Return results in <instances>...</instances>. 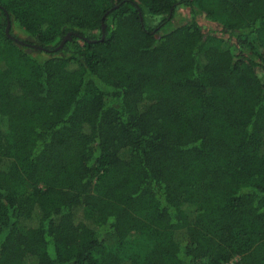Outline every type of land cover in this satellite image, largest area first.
<instances>
[{
	"label": "trees",
	"instance_id": "obj_1",
	"mask_svg": "<svg viewBox=\"0 0 264 264\" xmlns=\"http://www.w3.org/2000/svg\"><path fill=\"white\" fill-rule=\"evenodd\" d=\"M0 264H264V0H0Z\"/></svg>",
	"mask_w": 264,
	"mask_h": 264
},
{
	"label": "rangeland",
	"instance_id": "obj_2",
	"mask_svg": "<svg viewBox=\"0 0 264 264\" xmlns=\"http://www.w3.org/2000/svg\"><path fill=\"white\" fill-rule=\"evenodd\" d=\"M184 12H185V11H182V12H180V13H184ZM180 13H178V16H177L176 19H175V23H177V22L179 21V18H178V17H180V16L183 15V14H180ZM204 25H205V24H204ZM210 26H211V27H214V25H210ZM19 36H21V37L23 38L22 35H19ZM190 110L194 111V110H196V109H195V107L193 106V107L190 108ZM91 219H92V218H91ZM145 238H146V236H144V235H143V236H135L134 239H135L136 242H135V243H132L131 245H132V246L139 247L137 242L139 241L140 244H141V243H143V242L145 241ZM146 239H147V238H146Z\"/></svg>",
	"mask_w": 264,
	"mask_h": 264
},
{
	"label": "water",
	"instance_id": "obj_3",
	"mask_svg": "<svg viewBox=\"0 0 264 264\" xmlns=\"http://www.w3.org/2000/svg\"><path fill=\"white\" fill-rule=\"evenodd\" d=\"M8 27H9V24L7 23L6 24V27H5V30H4V33H5V35L6 36H9L8 35ZM11 38V37H10ZM69 39V36L68 35H66L62 40H61V42H60V44H59V47L66 41V40H68ZM15 42H18V43H20L18 40H16V39H13ZM33 48H35L34 46H32ZM39 49H41V48H39Z\"/></svg>",
	"mask_w": 264,
	"mask_h": 264
}]
</instances>
